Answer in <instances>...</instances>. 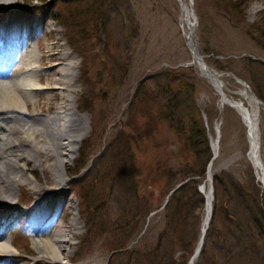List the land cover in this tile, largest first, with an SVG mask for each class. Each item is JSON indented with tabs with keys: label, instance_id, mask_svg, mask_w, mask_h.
Masks as SVG:
<instances>
[{
	"label": "rangeland",
	"instance_id": "374dc122",
	"mask_svg": "<svg viewBox=\"0 0 264 264\" xmlns=\"http://www.w3.org/2000/svg\"><path fill=\"white\" fill-rule=\"evenodd\" d=\"M24 2L48 5L46 8L59 23L62 43H66L78 62L74 71L78 76L76 92L70 94V99L73 111L86 117L90 130L75 159L61 169L75 208L70 212L80 218L81 234L73 239L77 257L85 256L88 250L90 254L98 250L105 264L113 260L116 264H155L154 251L168 224L164 206L171 199V191L190 180L199 182L200 197L193 195L195 189L191 186L178 201L183 200L186 211L187 206L191 207L190 215L195 216L184 223L185 218L180 221L177 216V231L170 232L161 242L170 244L174 264L190 262L198 246L205 210V206L200 209V198L206 200L203 190L198 189L204 179L183 178L186 172L201 169L205 161V156L200 158L189 150L192 121L188 115L183 118L184 110H178L190 104V111H200L197 120L202 121L209 137L211 159L206 172L213 157L211 142L218 137L214 177H224L225 182L233 180L243 192V196L236 197L225 188L219 195V204L214 197L218 207L223 206L222 200L228 201L225 210L234 215V220L229 221L228 211L220 208L219 228L242 226L240 233L245 235L240 249L248 247L242 264H264V194L247 157V129L235 110L219 109L216 89L193 61L182 29L180 2ZM189 3L196 20V48L211 69L227 75L224 82L228 93L240 87L234 76L256 95L258 87L264 93V0H189ZM254 6L257 9L253 10ZM260 128L264 160V107ZM43 176L40 171L42 181ZM30 177L37 183L34 175ZM95 197L108 200L104 221L114 219L115 223H122L118 234L113 236V245H121L116 252L110 251L108 234L105 236L109 243L104 237L91 244L95 218L84 208ZM32 205L27 200L19 206ZM17 240L25 248L26 235H18ZM216 248L217 252L206 261L208 264L214 258L222 261ZM199 262L200 257L195 264Z\"/></svg>",
	"mask_w": 264,
	"mask_h": 264
},
{
	"label": "bare ground",
	"instance_id": "6f19581e",
	"mask_svg": "<svg viewBox=\"0 0 264 264\" xmlns=\"http://www.w3.org/2000/svg\"><path fill=\"white\" fill-rule=\"evenodd\" d=\"M178 1L183 10L182 29L193 61L216 89L219 109L235 110L247 129V157L264 194L260 128L264 104L251 88L237 80L239 89L228 93L224 82L227 75L197 63L201 55L194 42L195 14L189 0ZM46 6L24 0H0V264H105L98 250L91 254L88 250L78 258L73 242L81 234L80 218L70 212L75 208L61 169L75 159L90 127L86 117L73 111L70 99V94L76 92L78 76L74 71L78 62L66 43H62L57 18ZM211 143L213 157L202 184L207 202L191 264L199 257L211 221L218 137ZM85 183L82 181V186ZM98 199L89 200L84 208L95 218L91 244L108 234L110 251L116 252L121 245H113V236L118 234L122 223H115L114 219L104 221L108 200ZM27 200L33 205L19 206ZM20 234L26 235L25 248L17 240ZM113 257L116 260V255ZM110 264L116 263L113 260Z\"/></svg>",
	"mask_w": 264,
	"mask_h": 264
},
{
	"label": "trees",
	"instance_id": "16d2710c",
	"mask_svg": "<svg viewBox=\"0 0 264 264\" xmlns=\"http://www.w3.org/2000/svg\"><path fill=\"white\" fill-rule=\"evenodd\" d=\"M164 92H171L169 89H164ZM257 95L260 99L264 101V93L259 89L257 90ZM171 102H173L171 100ZM187 104V103H186ZM190 104L181 106L180 110H184L183 112V118H187L186 115L190 117V121H192L189 124V137H188V143H189V150L192 151L194 154H196L198 157L204 158V162L202 163L201 169L196 171H188L183 175V178H191V176L198 177L200 179L205 178V172L207 167V162L211 159V150L209 146V137L207 130L205 129L202 121L197 120V115L200 116V111L194 109L193 111H190L192 107L189 106ZM195 106V105H194ZM188 111V112H187ZM224 177H214V194L216 197V200L219 204V195L222 190L227 188L228 192L232 196H243V192L240 190L239 184L234 182L233 180L225 182ZM197 185H199L196 182H191L190 180L183 184L171 197L168 205L166 206V218L168 219L167 228L162 233V238L159 241V244H157V247L154 251L156 258L154 259L155 264H163V259L165 260L164 264H174L172 262L174 258V253L171 252L170 244L164 243V245L161 244V242L164 240L165 237L170 235V232L177 231V222L175 221L177 216H179L180 221L182 218H185L183 220V223L186 220H191L194 218L193 215H190V209L191 207L187 206V211L184 207L183 200L178 201V198L181 199L183 195L182 193H185L186 190L191 189V186L195 189L194 196L200 197V193L197 191ZM185 195V194H184ZM229 199V198H228ZM175 202V203H174ZM217 202L214 201V209H213V216L210 223V228L208 230L206 241L203 247V250L200 255V262L198 264H208L206 261L210 258L212 253L217 252V248L219 249L220 253L222 254V261H217L219 258H214L212 264H235V262H239V264H242L246 258V255L248 253V247L244 249H240V244L242 242V236L245 235V233H240L242 231V226H238L239 228L235 229H220L219 223L221 220V217L219 216L220 208H223L225 210L226 202L222 200L223 206L218 207ZM174 205V208H172V205ZM205 206L204 198H200V209H203ZM227 209L225 212L227 213ZM227 219H230L229 221L234 220V215L231 212L229 215L228 211V217ZM196 219V218H195ZM188 224L185 226L187 227ZM225 226L226 222H225ZM228 229V230H227ZM168 238V237H167ZM190 244L188 245V248H190ZM163 248V249H162ZM163 250H165L163 252ZM160 251H162L161 254H158ZM169 254L168 257H166ZM166 259H169V262H166ZM189 260H186L183 264H188Z\"/></svg>",
	"mask_w": 264,
	"mask_h": 264
},
{
	"label": "water",
	"instance_id": "95a60500",
	"mask_svg": "<svg viewBox=\"0 0 264 264\" xmlns=\"http://www.w3.org/2000/svg\"><path fill=\"white\" fill-rule=\"evenodd\" d=\"M197 63H203L205 69H207V67H209V66L207 65V63L205 62L204 57H203L202 55L199 57V61H197ZM221 74H224V73H221ZM230 75H233V74H230ZM234 78H235L237 81L246 84V83H245L244 81H242L241 79H239V78H237V77H235V76H234ZM178 187H179V186H178ZM178 187H177V188H178ZM177 188H176V189H177ZM176 189H175V190H176ZM175 190H174V191H175ZM174 191H173V192H174Z\"/></svg>",
	"mask_w": 264,
	"mask_h": 264
}]
</instances>
